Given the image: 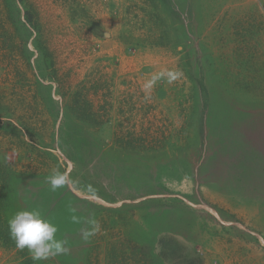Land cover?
<instances>
[{"label": "rangeland", "instance_id": "rangeland-1", "mask_svg": "<svg viewBox=\"0 0 264 264\" xmlns=\"http://www.w3.org/2000/svg\"><path fill=\"white\" fill-rule=\"evenodd\" d=\"M7 209L70 249L18 264H264V0H0Z\"/></svg>", "mask_w": 264, "mask_h": 264}, {"label": "clouds", "instance_id": "clouds-1", "mask_svg": "<svg viewBox=\"0 0 264 264\" xmlns=\"http://www.w3.org/2000/svg\"><path fill=\"white\" fill-rule=\"evenodd\" d=\"M156 78H153V82ZM68 177L53 170L48 183L53 191L65 186ZM74 223H80L78 217L73 216ZM89 227L82 228L81 238L87 242L99 230V224L94 219L87 221ZM10 236L14 239L16 247L27 249L34 261H46L57 256L66 255L70 249L67 242L57 238L58 228L49 219L45 218L39 210H21L8 221Z\"/></svg>", "mask_w": 264, "mask_h": 264}, {"label": "crops", "instance_id": "crops-1", "mask_svg": "<svg viewBox=\"0 0 264 264\" xmlns=\"http://www.w3.org/2000/svg\"><path fill=\"white\" fill-rule=\"evenodd\" d=\"M6 158L7 159L5 162L8 164L15 165L19 162L17 156L15 155H9V156L7 155ZM10 159H13V161ZM5 203L10 204L11 205L10 208L16 205L15 202L11 201V199H8V197ZM10 212L11 209H7L3 211V213L5 214L2 218H0V264H18L19 262L18 252H17L18 248L16 247L15 242H12V240L14 239L10 236L9 226L5 224L6 220L8 223V221L12 218L9 217L11 215ZM7 214L9 216H7Z\"/></svg>", "mask_w": 264, "mask_h": 264}]
</instances>
